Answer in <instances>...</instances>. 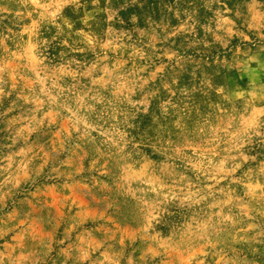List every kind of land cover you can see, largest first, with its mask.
Listing matches in <instances>:
<instances>
[{"label": "rangeland", "instance_id": "374dc122", "mask_svg": "<svg viewBox=\"0 0 264 264\" xmlns=\"http://www.w3.org/2000/svg\"><path fill=\"white\" fill-rule=\"evenodd\" d=\"M0 264H264V0H0Z\"/></svg>", "mask_w": 264, "mask_h": 264}]
</instances>
